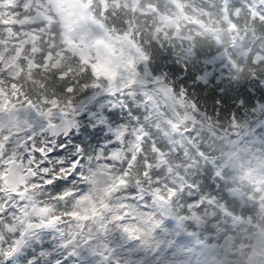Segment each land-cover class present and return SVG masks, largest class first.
Masks as SVG:
<instances>
[{"label": "clouds", "instance_id": "clouds-1", "mask_svg": "<svg viewBox=\"0 0 264 264\" xmlns=\"http://www.w3.org/2000/svg\"><path fill=\"white\" fill-rule=\"evenodd\" d=\"M0 264H264V0H0Z\"/></svg>", "mask_w": 264, "mask_h": 264}]
</instances>
